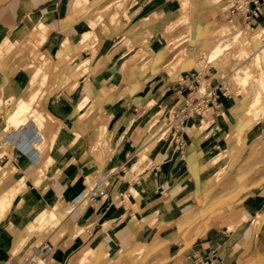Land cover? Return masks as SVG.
I'll list each match as a JSON object with an SVG mask.
<instances>
[{"label": "crops", "instance_id": "crops-1", "mask_svg": "<svg viewBox=\"0 0 264 264\" xmlns=\"http://www.w3.org/2000/svg\"><path fill=\"white\" fill-rule=\"evenodd\" d=\"M76 1L8 0L0 4V193L12 169L22 176L41 157L46 160L37 188L25 181L10 213L0 222V264H18L21 259L18 253L12 254L13 235L8 231L15 206L22 201L30 212L42 200L50 205L58 202L63 209L72 206V214L61 227L49 237H36L41 239L40 253L42 246L51 247L41 255L44 264H74L84 245L103 246L111 259L116 256L113 260L118 263L131 264L127 253L134 244L147 245L156 238L166 240V245L142 264L159 259L160 264L207 260L264 264L262 168L244 175L234 166V186L226 180L219 188L208 184L209 161L227 151L226 138L237 134L247 139L249 131L238 103L244 98L227 93L226 81L222 83L224 79H216L211 72L203 74L196 61L183 68L189 56H176L184 39L182 31L167 30L183 14L180 7L187 0H125L124 7L121 0L109 7L113 0H88L84 12L74 9ZM211 1L189 0L192 18L198 20L205 11L213 20L225 16L231 18L228 23L250 27L264 17V0H260L259 13L247 19L225 12L228 0ZM215 5L216 12L211 13ZM193 29L190 36L199 34L197 25ZM208 29L215 30L206 26L204 32ZM169 34L175 37L166 44ZM91 35L94 45L82 46V37ZM206 39L204 35L194 43L200 48ZM166 47L171 54L159 58ZM202 79L217 98L203 117L180 119L186 106L183 100L192 95L186 86ZM136 84L142 87L132 91ZM82 97L90 107L76 113ZM197 97L192 95L189 103ZM20 102L29 109L26 121L4 125L5 115L17 110ZM200 123L206 129L197 135L193 130ZM157 135L162 136L155 140ZM42 138L47 147L40 152L37 146ZM245 143L235 154L241 153ZM143 154L146 157L133 170L132 159ZM233 157L219 168L229 169ZM100 163L106 174L95 171L107 178L105 195L94 205L84 206L86 178ZM201 212L207 229L186 246L191 224L184 225V221L193 215L198 221Z\"/></svg>", "mask_w": 264, "mask_h": 264}, {"label": "rangeland", "instance_id": "rangeland-1", "mask_svg": "<svg viewBox=\"0 0 264 264\" xmlns=\"http://www.w3.org/2000/svg\"><path fill=\"white\" fill-rule=\"evenodd\" d=\"M5 1L7 2L8 0H0V4L5 3ZM115 1H118V0H113L110 4H108L109 3L108 2L107 3L108 5L107 4L106 5L108 7L112 6ZM217 1L218 0H214L213 4H215ZM121 2H120L121 6H123V7L126 6L127 2L125 0H121ZM87 3H88V0H77L75 2V4H74V9L75 10H82V12H84V9H82V8ZM193 4L194 3H192V5ZM190 6L191 5L189 4V0H187L185 3H182V10H181V7H180V13L182 14V12H183V14L176 20L177 23L174 24V22H175L174 21L170 25V28L168 27V30H167L168 33L170 31L169 29H171V28H172L171 30H174V28H179V30L182 31L181 34H183V35H182L181 38H184V39L181 42H179L180 47L178 48L179 50H178V52L176 54L177 58H179L180 56H182V57H184V56L193 57L195 59V61L198 62V64L201 66L200 68H201V72L203 74H206L207 72H211L212 75H215L216 79L223 78L224 80H223L222 83H224L226 81V83L223 86L226 88L227 93L232 94L234 97L236 95H239V99H241V98L243 99L244 98L243 93L239 92L237 90V88H234L233 86L230 85L231 75H232L234 69H236V64H235L236 62H235L234 54H235L236 50H238L240 48H246L251 53H255V52L258 51V49L255 48L254 42H250V45H246L245 43H246V41L249 40V38L253 34L254 31H252V29L257 28L260 25H264V23H263L264 17L259 21L258 24L256 23L254 25H251L250 27L249 26H246V27L242 26V24L238 25L236 21H232V24L234 25V26H232L231 23H228L229 21H231V18H226L224 16V17H222L219 20H216V19L213 20L211 18L206 17L205 11H203L200 15H198V20H195L194 18H192L191 13H189L190 10H188V7H190ZM210 12L211 13L216 12V5L213 6V9L211 8ZM112 20H113V17L110 18V21H112ZM90 22L93 23V24L89 25V26L93 28L95 24H94L93 21H90ZM196 25H197V29L199 31V34H197L195 36H190V31H193L194 30L193 28ZM222 25H224V26H222ZM206 26H210L212 29H215V30L214 31L213 30L210 31L208 29L207 32L205 33L204 30H205ZM225 28L230 30L231 33H235L236 31H241L242 32V35H241V38L239 39V42L235 43V46H237V48L233 49L231 47L228 50H225L222 53V55L216 61H214V62H212V63H210L208 65H201L200 61L203 60L205 54L208 51V48L210 47V45H214L217 42L216 41L218 39L217 36H219L220 33L222 32V30L225 29ZM248 29H250L251 31L248 30ZM204 35H206V38H207L206 40H208V42L206 44H203L200 48H198L194 42H195V40H197L198 38H201ZM91 36H93V35H91ZM173 37H175L174 34H169L167 36V38H166V44H168L169 40L171 38H173ZM225 38L227 39L228 37H225ZM225 38H223V40H221V42H223V44L226 43V42H224V40H226ZM94 43H95V40H94L93 43H89V44H87L84 47H90V46L92 47L94 45ZM227 43H229V40L227 41ZM261 44H264V39L263 38L261 39ZM187 46H192V48L193 47L194 48L193 49L189 48V49H192V50H188V49H186ZM247 61H248V59L243 60L241 65H245L247 63ZM166 64H167V66L169 68L170 62H167ZM251 84L254 85V86H252ZM206 85H207V81L203 80V79L199 83H196V81H190L188 86H186V89L187 88L190 89L189 91H187V93H189V94L192 93L193 96H195V94H196V96H200L201 94H203L204 91L199 92L200 93L199 95H197L196 92L198 91L199 88L204 87V89H205ZM253 87H255V82L249 83L248 86H247V88L249 89L250 95H252L255 92V90H254L255 88L253 89ZM250 89H251V91H250ZM192 95L190 94L188 96V98L183 100V103L188 104L189 100L192 98ZM259 104L261 105V102ZM88 107H90V104H88L84 108V110L86 108H88ZM28 111H29V109L26 110V114L28 113ZM262 112L264 113V110ZM243 116L246 119L248 118L245 115H243ZM26 117H28V115ZM25 121H26V119H25ZM263 125H264V116H260L253 123H249L247 121V130H249L248 128H250V130L252 132H254V133L258 134V135L260 134L259 139L257 141V146L259 147V153H263L261 155V158L259 157V158H257V160L254 159L253 161L247 163L246 162V156H247L248 151H246V149H247L246 145H245V147H243L241 153L235 154L236 151L238 150V148H240V145L243 144L244 138L241 139L237 134H234L232 136L227 137L226 138V142H225L226 146H227V151L223 152V153L216 154L209 161V167L212 170V175H211V177H210V179L208 181L209 185H212L213 188L214 187L215 188H219L221 183L224 180H226V182L228 183V185L230 187L234 186L236 184L235 180L231 178V171H233L231 166L227 170L225 168H222V169L219 168V166H220V164L222 162L228 160V158L233 157L234 154H235V156L233 157L234 160L237 159V158H241L239 160V165H243L244 164V167L241 168L240 173H243L244 175H247L250 171L254 170L256 167H261L262 170L264 171V128H262V127H264ZM205 129L206 128L203 126V128L200 130L199 133L201 134L203 130L205 131ZM188 134L190 136H192V133L190 131L188 132ZM200 134H197V135H200ZM104 137H102V139H104ZM99 145L101 146L103 151L106 150L104 148V146L101 144V142H99ZM95 169H96V171L98 170V171H100V173H102L104 175L106 174V172H104V164L103 163H100L99 165H97L93 169H90L89 176H87V178H86L87 188L84 191V194H86L88 192L89 188L93 185V183H92L93 182V178L96 176ZM137 169H135V170H137ZM193 170H195V168ZM192 172H195V171H192ZM23 176L24 175L18 176L17 172H15L12 169V176H10L7 179V186L3 187L4 190H1V193H0V205L1 206L0 207H3L2 209L4 210V213H3L4 215L2 217H0V222L3 219H5L6 216L10 213L9 212V207H10L9 204L11 203L10 196L15 194L17 192V189H19V190L22 189L20 184H23V182H22L23 181ZM15 177L18 178V180H19V182L16 185H15V182H14L15 181L14 180ZM41 179H42V177H41ZM40 180H39V182H40ZM130 192L134 196L133 190H131ZM195 199H196L197 203L200 204V196L198 194L195 195ZM83 201L85 202L84 206H86V201L84 199H83ZM165 201H166V199H165ZM56 204H58L57 207H59V210L57 212L59 215L62 212L68 210V209H72V206L63 209L60 203L56 202ZM157 204H158V202L156 201L154 205H157ZM75 205H76V203L73 202V207ZM218 206H222V203H220ZM134 210H135V213H137L135 207H134ZM12 213H14V212H12ZM204 216H205V213L201 212L199 215L197 214V217H200L199 220L198 221H194L196 216L193 215L192 217H189V218H187L184 221V225H187V224L190 223L191 226L189 227L188 230H190L191 228H194V231H195V229H198V227H201V230L198 232V234H200L203 231L204 228H207L206 226L203 225ZM12 218H13V223L9 224L8 231L13 235L14 231H15L14 230V228H15L14 224L17 222L18 223L17 227H20V226H22V220L16 214L15 215L12 214ZM134 221H136V218H134ZM150 223H151V225H149V226H152V222H150ZM59 227H61V226H59ZM165 228H166V226L164 227V229ZM57 229L58 228H55L54 226H52V224H48V222L45 221V222H42V224L34 227V229L32 231H29V233L25 237L26 239L24 240L25 241L24 244L21 246L20 249L17 250V253L19 254L18 261L25 253H27L30 250H32V248L38 247L41 244V239L40 238H36V237H41V236H44V235L46 237H49L51 235V233L54 232ZM154 240L157 241V248L154 250V252L151 255L159 252L167 243L166 240H163V239H160V238H156ZM151 243H148V244L151 245ZM137 245H140V248L137 247V250H141V252L144 251V250H147V245H141V244H137V243L134 244V246H137ZM86 246L87 245H84L83 248L82 247L80 248V250H79V258H80L81 252L86 248ZM97 248L100 249L101 256H106L107 257L108 264H113V262H116V260H113V259H115L116 256L113 257V259H111L110 255H109L108 251L105 249V247L99 246ZM148 249H149V247H148ZM149 257L142 258V260L138 259V260H140L139 264L140 263H144V261L146 259H148ZM92 262H91V258L89 256V254H87V256L85 258V261L82 264H90ZM161 262H162V259H159V260L155 261L154 264H160ZM131 264H136V263H131Z\"/></svg>", "mask_w": 264, "mask_h": 264}, {"label": "bare ground", "instance_id": "bare-ground-1", "mask_svg": "<svg viewBox=\"0 0 264 264\" xmlns=\"http://www.w3.org/2000/svg\"><path fill=\"white\" fill-rule=\"evenodd\" d=\"M213 1L214 0H212L211 2ZM241 35H242L241 31H236L235 33H231L230 30L226 28L223 29L220 35L217 36L218 38L216 40L217 42L214 45H210L203 60L200 61L201 65L210 64V62H213L214 60L218 59L225 50H228L231 47L233 49H236L237 46H235V43L239 42ZM225 37H228V38L226 39ZM223 38L226 39L224 40V42H226L225 44L221 42ZM262 38L264 39V25H260L259 27H257L254 30L251 37L249 38V40L246 41L245 43L246 45H250V42H254L255 48L258 49L257 52L251 53L246 48H240L236 50L234 54V58L236 62L235 63L236 69H234L231 75V80H230V85L233 86L234 88H237V90L243 93L244 95V100L242 101L237 100V101L241 105V114L248 117L247 121L249 123L255 122L257 118H259L260 116H264V113L262 112L264 110V44H261ZM94 40L95 38L93 36L89 38L83 36L82 46H86L89 43H93ZM228 40H229V43H227ZM171 52L172 51L170 50V48L166 47L163 50L159 58L167 57L171 54ZM245 59H248L247 63L245 65H241L243 60ZM193 61H195L193 57L185 58L183 68L188 67L190 62H193ZM253 82H255V87H253V89L255 88L254 89L255 92L252 95H250V92L247 86L249 83H253ZM140 87H142V85L136 84L135 86L131 88V90L134 91V90L139 89ZM202 91L205 92V89L203 87L199 88L198 94H200L199 92H202ZM260 102H261V105L259 104ZM87 105H88V100L85 97H82V103L77 106L76 113H79L81 108H85ZM26 110H27L26 104H24L23 102H20L17 110L11 112V114L5 115L4 125L6 124L10 125L11 123H18V122H20L21 124L24 123L25 122L24 114L26 113ZM203 126L204 124L200 123L198 127L194 130L195 133L200 134L199 132L203 128ZM248 129H249L248 130L249 133L247 135V139H244V142L246 141L245 145L247 146L246 151H248L247 156H246L247 163L253 161L254 159L257 160V158L259 157L261 158V155L263 154V153H259V147L257 146V141L259 139L260 134L258 135L252 132L250 128ZM161 136L157 135L155 137V140H157ZM42 139H43L42 142L37 146L40 152L45 151L47 147L46 146L47 141L44 138ZM145 157H146V154H143V155H137L134 159H132L131 161L132 169L135 170L138 163L141 160H143ZM240 159L241 158H237L234 160L233 164L231 165L232 170L234 169V166H235V169H237V172H240L241 168L244 167V164L239 165ZM45 164H46V160H44L41 157V159L35 164L33 170L30 173L25 174L23 176V181H22L23 184H20L22 189L24 188L25 181H28V182L30 181L34 185V188H37L39 184L38 183L39 180L41 179V177L44 176ZM14 180L13 181L15 182V185H16L19 182V180L16 177ZM21 190L17 189V192L10 196L11 203L9 204L10 206L9 212L12 206V200H14V198L20 193ZM132 190H133L134 196L136 197L137 196L136 191L134 189ZM57 206L58 204L55 203L53 205H50L45 200H42V202L30 212H27L26 205L22 201H20L19 204L15 206V209L13 210V212L22 220V226L14 228L15 231H14L13 238H12V254L13 255H15L17 253V250L20 249L21 246L24 244L25 242L24 240L26 239L25 237L27 236L29 231H32L34 227L42 224V222L47 221L48 224H52V226H54L55 228H59V226H62L64 224L67 218L72 214V211L68 209L59 215L57 213L59 210V207ZM2 208L3 207H0V217L4 215L3 214L4 210ZM135 209L138 212L137 206H135ZM14 213L12 214L15 215ZM135 222H137V220ZM149 225H151V223H149ZM204 229H207V228H204ZM200 230H201V227H198V229H195V231H194V228H191L190 230L186 232L185 234L186 235L185 236L186 246L190 245V243L196 238ZM137 247L140 248V245L133 246L132 249L128 251L127 256L131 258V263L139 264L140 260L138 259L142 260V258H147L154 252V250L157 248V241L154 240L151 243V245L148 244L147 250H144L142 252L141 250H137ZM87 254H89L91 258V262L93 261L90 264H108L107 257L101 256L99 248L97 247L93 248L88 245L81 252L80 258L74 264H82L85 261ZM117 264H120V263L117 262Z\"/></svg>", "mask_w": 264, "mask_h": 264}, {"label": "built area", "instance_id": "built-area-1", "mask_svg": "<svg viewBox=\"0 0 264 264\" xmlns=\"http://www.w3.org/2000/svg\"><path fill=\"white\" fill-rule=\"evenodd\" d=\"M260 5V0H228L227 7L225 9V12H228L229 15H235V14H241L246 19L249 17V15L258 14L259 10L258 7ZM197 78V77H196ZM217 98V94L215 93L213 88H210V85L205 87V92L198 96L195 99V102H190L186 104L184 109V115L182 117H179L180 119H184L185 116H200L203 117L204 113L207 111V106L210 104L211 101L215 100ZM178 117V116H177ZM177 118V119H179ZM176 119V120H177ZM173 121L169 122V126H167V129L170 127V124L173 123ZM181 123V122H180ZM107 178L100 175L99 173L96 174V176L93 178V185L89 188V191L82 195V199L86 201V205H94L100 198H102L105 195V189L107 187ZM39 245L38 247L32 248L29 252L25 253L18 264H44L42 253L46 254L51 250V247L48 246H42L41 251ZM202 264H216L211 260L204 261Z\"/></svg>", "mask_w": 264, "mask_h": 264}, {"label": "water", "instance_id": "water-1", "mask_svg": "<svg viewBox=\"0 0 264 264\" xmlns=\"http://www.w3.org/2000/svg\"><path fill=\"white\" fill-rule=\"evenodd\" d=\"M6 2V1H5ZM4 4V3H3ZM2 5V4H1Z\"/></svg>", "mask_w": 264, "mask_h": 264}]
</instances>
